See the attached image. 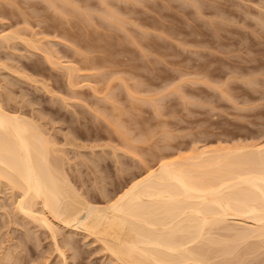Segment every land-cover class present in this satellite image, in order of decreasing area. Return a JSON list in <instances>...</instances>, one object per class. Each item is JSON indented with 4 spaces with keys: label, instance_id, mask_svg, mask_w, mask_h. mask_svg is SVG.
I'll use <instances>...</instances> for the list:
<instances>
[{
    "label": "rangeland",
    "instance_id": "1",
    "mask_svg": "<svg viewBox=\"0 0 264 264\" xmlns=\"http://www.w3.org/2000/svg\"><path fill=\"white\" fill-rule=\"evenodd\" d=\"M82 1L85 2L83 3ZM140 1L106 0V3L101 4L99 0H69V2L66 1L69 4L67 5L64 0H61V2L60 0H49L52 4L51 6L48 0H0V5L4 3V5L0 6V11H2V13L0 12V41L3 39L4 43V46L2 45L4 49H0V96L7 97L13 94L17 102H19L17 99L20 98L21 104L14 103L10 106L19 107L20 110L28 112L29 117L31 115L39 117V119L35 118V120L39 124H43L44 128L47 127L45 130L48 129L46 130L47 133L50 132L48 134L56 141L55 143H58V148L61 147V151L64 154L66 152V156H63L62 152L59 153L62 155L63 160L64 157L65 160H67V157L69 159L64 161L66 175L72 183H76V187L81 190L83 195L90 194L89 197L86 195V198L94 202L96 200L95 203H100V205H103L104 200L101 194L96 193L98 192L97 189L101 187L100 184L96 185L99 182L108 184H106L107 187L104 186L108 190L106 193H113V190L117 188L115 186H121L127 179L126 176L130 177L131 173L142 174L148 168L157 167L160 160H166V158L174 159L179 157L180 154L187 155L189 152L191 154V150L196 147L202 149L205 147L204 145L210 148L222 145L231 146L237 143L243 144L244 141L246 144H264V134L260 136L264 133V71L261 69L263 68L264 70V27H261L264 25V23L262 24L264 21L262 17L264 16L261 15L264 14L262 13L264 11V7H262L264 0H192V2L195 1V5L189 2L191 0ZM196 3L197 5L200 4L201 7L200 5L197 6ZM65 8L68 12L70 11L69 14L65 13ZM88 9H91V11ZM103 9L109 11L110 14L112 10V13L115 11L117 18L122 14L118 19L121 20V17L124 16L125 18L122 19L125 22L121 23L119 21L118 23V21H114L115 18L112 20L113 23H110L112 17L105 21L104 12L106 11ZM83 10L91 12L90 14L93 11L98 15L95 14V17L92 14V17L88 18V20H94L93 22L91 20L88 21L84 16L83 21H86V24L87 21L92 24L84 25L83 23L85 22L82 23L81 14L84 15L86 13V11L82 12ZM117 11H119V16L116 14ZM123 12L126 14L124 15ZM90 14L87 16H90ZM106 14L109 13L106 12ZM251 14H253V17ZM254 16L258 19L254 18ZM94 17L98 22L95 21ZM98 17L100 18L99 20L97 19ZM101 18L103 21H100ZM253 19L257 20L258 23H254ZM260 19H263L262 22H260ZM118 24L119 26L122 25L121 29L116 26ZM15 32L17 35H15ZM97 36L98 39L100 38L99 36L103 38V40L102 38L99 40L100 43L103 41L104 45L102 43L100 44L101 46L98 45ZM17 37L21 38L18 39ZM107 39H110V41ZM32 44L35 49H33ZM38 45L40 48L36 49ZM94 46L95 48H93ZM112 47L114 49H110ZM96 48L100 50H95ZM90 49L92 51L94 49L95 52H91ZM52 50L55 52H52ZM105 50L111 51L106 52ZM111 52H114V54ZM53 53L56 55L53 56ZM48 54L53 55H51V58H47ZM55 57L58 58L56 59ZM112 57L113 59L115 57V59L113 60ZM135 58L136 60H134ZM93 59L94 61H92ZM55 62L56 64H54ZM64 66H71L77 69L71 72L75 87L68 85L69 73L66 72L67 70ZM245 75L249 76L246 77ZM253 76L254 79L252 78ZM247 78L249 80L252 78L255 81L246 82L245 79ZM243 81L244 83H242ZM218 84H222L221 88ZM68 87L71 89L69 90ZM217 88H220V94ZM113 89L116 91L114 92ZM172 91L174 92L170 95ZM120 92L121 94H119ZM175 92L176 94H174ZM223 92L229 94L231 99L233 97V101L236 102L230 103L231 99H228L227 94ZM224 96H226L227 100ZM158 97L160 100H158ZM140 98L148 100L139 101ZM152 98L153 100L154 98L157 99L155 100L159 103V106H157V102H153ZM29 99L32 102L35 99L33 103H36L33 104ZM205 100H207V103L204 102ZM216 100L219 101L217 102ZM131 103L133 104L131 105ZM233 103L235 106L236 104L238 105L235 107ZM202 104L205 105L202 107ZM154 106H157L156 109ZM208 110L209 112H206ZM248 110L250 112H247ZM174 111H176L175 114L173 113ZM44 114L47 116L44 117ZM40 115L42 116L40 117ZM106 115H110L109 118ZM131 115L135 116L136 121L133 120L134 116ZM107 119L112 123H108ZM129 119L131 120L129 121ZM147 119L149 121H147L146 125ZM138 121H141V125H138ZM127 124L130 125V128ZM137 125L140 128H136L138 130L141 129L143 132L141 130L137 132L135 128ZM144 126L146 127L144 128ZM142 127L146 130L144 131ZM119 128L120 130H118ZM121 131L124 135H122ZM219 133L220 136H218ZM256 133L259 134L257 135ZM68 135L70 136L68 137ZM172 135L174 138L171 137ZM139 136L141 137L138 138ZM70 137L74 140H70ZM142 137H144L146 142H141ZM169 138L172 139V144ZM132 139H135L134 142L139 141L140 143H133L131 142ZM72 140L74 142H70ZM195 141L196 143L192 144ZM222 142L225 144H222ZM132 143L133 145L137 144V148L134 149V147L132 149L136 151V154L132 151L135 156L129 149L133 147ZM167 144L171 146L165 147ZM161 145H163V148H161ZM178 145H181L179 150L178 147L180 146ZM191 145L195 147L193 146L191 149ZM159 148L163 150L160 154L158 152ZM112 149L115 150L114 155ZM140 151L144 154L150 151L151 153L149 152V154L152 155L150 157L146 153L147 156L145 155V158H143L144 156L141 155L144 154H141ZM155 151H157V156L153 158ZM138 152L141 154L139 157ZM166 154L170 157H167ZM163 155L166 157L163 158ZM159 156H162V158ZM95 159L98 161L99 169L101 171L105 169L103 172L99 171L97 165L94 169L93 166L95 163L97 164ZM142 160L144 161L143 165L146 164L145 167L139 165ZM136 162L143 170L138 167ZM92 163L94 164L93 166ZM121 165L122 167H120ZM136 165L139 168L138 170ZM119 168L120 170L123 169L121 170L122 172L117 170ZM92 171L94 173L95 171L96 173L97 171L100 172L97 175L100 174V177L103 175V181H97L100 177L93 175ZM96 177L99 179H96ZM104 179L107 180L105 181ZM111 179L113 183L109 184L108 180L111 182ZM83 180L85 181L84 185L82 183L84 182ZM119 182L120 184H118ZM104 183L101 184L104 185ZM96 186L99 187L96 189ZM5 188L3 186L0 187V191H3L0 192V205L2 206H0V258L7 250L11 253L15 250L11 257H16L21 252L20 256L22 257L18 256L19 258H16L17 261L19 260L17 262L19 264H64V261L67 262L66 260L69 262L67 264H112L113 261L114 264H120L110 258V255H107L102 248L101 251L100 245L92 242V239L75 233H72L73 237L71 239L70 236L72 235H69L71 232L67 229L62 231L61 228V230L58 229L59 235L56 239L62 238L61 240H64L70 237V243L74 244L69 246L70 248L64 246V249L62 241L59 240L61 242L60 245V242L56 240V243H59L60 247L62 246L67 256V259L62 261V256L60 258L59 253L55 252L57 251L56 247H54L55 242L51 239L52 236L49 229L46 232L47 228L44 229V227V230H42V227L41 229L38 227L39 230L37 228L38 224L36 225L33 220L29 219L31 223L29 224L28 218L23 216L22 218L20 217L21 215L13 213L12 211L16 206L15 197L13 198L9 189L6 188L7 191H5ZM87 190L88 192H86ZM92 190L95 193L93 192L92 194ZM10 195L12 196L10 197ZM99 199L103 201L100 202L98 201ZM12 202L14 206H12ZM8 214L11 216H8ZM10 217H13V224L10 221ZM16 220L19 224L16 223ZM23 221L25 224L28 222L29 229L27 225L21 224ZM20 225L23 227H19ZM29 230H31V233ZM41 230L46 234L43 232L41 234ZM35 232H37L38 238L34 237L36 236ZM67 233L68 236L65 237ZM28 236L30 238L33 236L36 241L33 238L31 240ZM23 238L24 240H22ZM26 239H28L27 242H25ZM37 239H39L38 243ZM18 240H22L21 242L23 247H26L25 249L22 247L21 242L16 243ZM14 242L16 245L13 246ZM33 243L34 245L32 246ZM35 243L41 244L37 247ZM5 245L12 246L8 248ZM5 247L7 248L6 251ZM17 247L20 250H22V247L26 251L19 250V252L18 249L16 250ZM71 247L72 249L74 247V250L71 251ZM79 247L81 249H78ZM27 251L28 253L26 254ZM67 251L69 252L67 253ZM74 253L75 258L73 260ZM25 255L26 260H23ZM70 255H73L72 259L71 257L70 259L68 258ZM109 258L111 260L108 263ZM16 259L14 260L13 258V262ZM71 260L73 261L71 262ZM3 262L0 264H4ZM6 262H9L8 259Z\"/></svg>",
    "mask_w": 264,
    "mask_h": 264
},
{
    "label": "bare ground",
    "instance_id": "2",
    "mask_svg": "<svg viewBox=\"0 0 264 264\" xmlns=\"http://www.w3.org/2000/svg\"><path fill=\"white\" fill-rule=\"evenodd\" d=\"M56 1H58V0H56ZM64 1H65V3H66V1L69 2V0H64ZM99 1H101L100 2L101 4L106 3L105 2L106 0H99ZM60 2H61V0H60ZM139 2H141V1L139 0ZM189 2H192V0ZM194 2H192V4H194ZM197 2H199V1H197ZM48 3H50V5L52 6V4H51V2H49V0H48ZM66 4L69 5L68 3H66ZM2 5H4V3ZM2 5H0V6H2ZM67 5H66V7H68ZM196 5H197V3H196ZM199 5H197V6H199ZM263 5H262V7H264ZM200 7H201V5H200ZM85 8H87V7H85ZM88 10L91 11V9H88ZM66 11H67V9H66ZM66 11H65V13L69 14L70 11L69 12L68 11L66 12ZM84 11H86V10H83L82 12H84ZM104 11H106V10H104ZM104 11H102V12H104ZM112 11H111V14L109 11H106L109 14H106V12H104L105 13L104 14L105 21L109 20L108 18L112 17L110 23H113L112 20L115 18L117 20L115 19L114 21H118V23L120 21L122 23L124 21V19H122V18H125V17L124 16L121 17V20H120L118 18H120V16H122V14L120 15L119 11H117L118 13L116 12V14H118V16L120 15L117 18L116 17L117 15H115V11H114V13H112ZM261 11H263V10H261ZM0 12L2 13V11H0ZM127 12H128V10H127ZM90 13L91 12L86 11V13L84 15L81 14L82 23L85 22V23H83L84 25H87L88 23H90L88 21L91 19L88 20V18L92 17L91 16L92 14H94V16L96 14L93 11H92V14H90ZM258 13H257V15H259ZM262 13H264V11ZM89 14H90V16H87ZM125 14L126 13H124V15ZM251 15L253 17V14H251ZM261 15L264 16V14H261ZM68 16H71V15H68ZM84 16L88 20L87 24H86V21H83ZM247 16L251 17L249 15H247ZM254 18H257V17L254 16ZM262 18H264V17H262ZM97 19L99 20L100 18L98 17ZM262 20L263 19H260V22H262ZM95 21H97L96 18H95ZM100 21H103V19L101 18ZM253 21H254V23L257 22V20H255V19H253ZM104 23H106V22H104ZM263 23H264V21L262 22V24ZM90 24H92V23H90ZM100 24H102V23H100ZM100 24H99V26H101ZM259 24L262 25L261 23H259ZM116 26H118L119 29H121L122 25L119 26V24H118ZM261 27L263 28L264 25ZM13 35H14V33H13ZM15 35H17L16 32H15ZM103 36H105V35H103ZM0 37H1V35H0ZM11 37H14V36H11ZM99 37L102 38L101 36H99ZM20 38L21 37H19L18 39H20ZM99 39L97 36V42H99L98 45L101 46L100 44L103 41H101V43H100ZM110 39H112V38H110ZM110 39H107V40L110 41ZM102 40H103V38H102ZM104 40H105V38H104ZM91 41H93V40H91ZM2 43H3V39L0 41V49L3 50L4 48L2 47V45L4 46V43L3 44ZM91 43H94V42H91ZM104 44L102 43V45H104ZM115 44H117V43H115ZM108 46H110V45H108ZM32 47H33V49H35L33 44H32ZM38 48H40L39 45H38V47H36V49H38ZM93 48H95V46ZM98 48H96L95 50H97ZM110 49H114V48L112 47ZM95 50L93 49V51H92V49H90L91 52H95ZM99 50L100 49H98V51ZM43 51H45V50H43ZM110 51H106V52H110ZM0 52H1V50H0ZM52 52H55V51L52 50ZM111 53L114 54V52H111ZM118 53H117V55H118ZM53 54H51V55H53V56L56 55L55 53H53ZM51 55L48 54V56L47 55L46 56H47V58H51ZM53 56H52V58H54ZM55 58L57 59L58 57H55ZM136 58L134 60H136ZM112 59H113V57H112ZM114 59H115V57H114ZM46 60H48V59H46ZM137 60H138V58H137ZM92 61H94V59ZM95 62H96V60H95ZM54 64H56V62ZM59 64H61V63H59ZM94 65H95V63H94ZM64 68L67 70L66 72L69 73L68 74L69 75V81L67 80V82H69L68 85L74 86L75 84L73 82V75L71 74V72L74 71L76 68L75 67L72 68L71 66L70 67L64 66ZM97 68H98V66H97ZM261 69H262V71H264L263 68H261ZM248 76H246V77H248ZM252 78L254 79V76ZM252 78H250V80L247 78L248 80L245 79V81L246 82L255 81ZM256 79H257V77H256ZM31 82H34V81H31ZM227 83H226V85H227ZM242 83H244V81ZM245 84L249 85L247 83H245ZM215 85H216V83H215ZM221 85L222 84H218V86L220 88H221ZM226 85H224V86H226ZM224 86H222V87H224ZM175 87H177V86H175ZM120 88H121V85H120ZM70 89L71 88H69V90ZM92 89L95 90L94 87H92ZM115 89H113L114 92L117 90V89L116 90ZM219 89H218V92H219ZM225 89H223V90H225ZM229 91H231V90H229ZM260 91H261V89H260ZM173 92L174 91L170 92V95H172ZM128 93H130V91H128ZM223 93H225V92H223ZM223 93H222V95H223ZM229 93H231V92H229ZM75 94H76V92H75ZM119 94H121V92ZM174 94H176V92ZM219 94H220V92H219ZM225 94H227V93H225ZM117 95H118V92H117ZM117 95H116V97H117ZM259 95H260V93H259ZM10 96H7V97L6 96H0V187H2V186H3V188L6 187L7 189H9L12 192L13 198L15 197L16 206H15V209L13 207V209H14L12 211L13 213L21 215L20 217L23 216L25 218H28L27 219L28 222H29V219H31V221L33 220V222L36 225L38 224L37 228L40 227V229H41V227H42V230L47 228L46 232H48V229H49V231L51 232V234L50 233L49 234L52 236L51 239H53L55 242L54 247H56L55 249L57 250L55 252L59 253L58 255L60 258L62 256V259H61L62 261L67 259V256L65 254V251L62 249V246L63 247L68 246L69 247V246L74 245V244L70 243L69 239H70V237L72 239V237H73L72 233H75V234H82V235H84V237L92 239V242L98 243L100 245L101 251H102V249L104 250V252L106 251L105 253H107V255H110L109 256L110 258H112L113 260H115L116 262H118L120 264H264V144L263 143L246 144V143H244L245 142L244 141L243 144L237 143V144L231 145V146H228V145L223 146L222 145V146L211 147V148L204 145L205 146V147H203L204 149L202 147H200L202 149H198V147H196L194 149L193 148L194 145L193 146L191 145L192 146L191 149L193 148V150H191L192 151L191 154H189L190 153L189 152L187 155L180 154L179 157H177V158L175 157L174 159L166 158V160H160L159 163L157 164L158 165L157 167L153 166L151 168H148V170L142 174L137 173L136 171H134L136 173H131V174L129 173L130 177L126 176L127 179L125 181L123 180L124 183L123 184L121 183L122 184L121 186H119V187L115 186L117 188L115 190H113V193H110V192L106 193V191L108 192V190L106 188L107 183L99 182L96 184V182H94L96 180L94 179L93 183H95L96 185H98V184L101 185V187L98 186L99 188L96 186V189L98 188L97 189L98 192H96V193L101 194L102 198L105 202V203L103 202V205H100V203H95L96 200L94 202V201L89 200V198H86L85 196L88 193L83 195L81 190L76 187V183H72V181L66 175V173H65L66 168L64 169V165H65L64 161H67L69 159L67 157V160H65V157H64V160H63L62 155L59 154L62 152L61 151L62 148L61 147L58 148V145H57L58 143H55L56 141L50 137V134H48L50 132L47 133L46 130H48V129L45 130V128H47V127L44 128L43 124L41 125L35 120V118L39 119V117L35 116V115H31V117H29L28 112L20 110L19 107L16 108V107L10 106L14 103H18V105L21 104L20 98L17 99V100H19V102H17L16 98L13 96V94H11ZM228 96H229V94H227V98L231 99V96H229V97ZM116 97H115V99H116ZM224 97L226 99V96H224ZM81 98H82V96H81ZM143 98H140L139 101L148 100V99H143ZM162 98H161V100H162ZM178 98H179V96H178ZM155 99L156 98H154V100H153V98H152L153 102L155 101V103H156L157 99L156 100ZM217 99H219V98L217 97ZM242 99H244V98L242 97ZM29 100H31V99H29ZM62 100H64V99H62ZM106 100H108V99L106 98ZM158 100H160V98ZM34 101H35V99H33V102ZM206 101L207 100H205L204 102H206ZM30 102H32V100ZM164 102H163V104H164ZM228 102H230V101L228 100ZM232 102H234L233 97H232L230 103H232ZM35 103H33V104H35ZM133 103H135V102H133ZM133 103H131V105ZM141 103H143V102H141ZM168 103H169V100H168ZM234 103H233V105L235 106ZM240 103H242V102H240ZM245 103H243V104H245ZM145 104H147V103L145 102ZM150 104H151V102H150ZM22 105L24 106L23 101H22ZM137 105H138V102H137ZM195 105H197V104H195ZM204 105L205 104H202V107ZM237 105L238 104H236V106ZM23 106H22V109H23ZM157 106H159V103L157 104ZM157 106H154L155 109ZM162 106H164V105H162ZM207 106H210V105H207ZM237 108L241 109L239 107H237ZM135 109L136 108H134V110ZM210 109H211V107H210ZM214 109H213V111H215ZM244 109H248V108H244ZM41 110H42V108H41ZM242 110H243V108H242ZM42 111H44V110H42ZM135 111H137V110H135ZM171 111H172V109H171ZM252 111H253V109H252ZM139 112H140V110H139ZM175 112L176 111H174L173 113L175 114ZM206 112H209V110ZM247 112H250V111L248 110ZM27 114H28V116H27ZM136 114L138 115V113H136ZM104 115H105V113H104ZM41 116L42 115H40V117ZM46 116L47 115L44 114V117H46ZM106 116H108V115H106ZM109 116H108V118H109ZM131 116H134V115H131ZM213 116H215V115H213ZM111 117H113V116H111ZM120 117H118V118H120ZM195 118H197V117H195ZM130 120L131 119H129V121ZM133 120L136 121L135 116H134ZM140 120H142V119H140ZM77 121H78V119H77ZM119 121H120V119H119ZM147 121H149V120L148 119L146 120V123H145L146 125H147ZM49 122H50V120H49ZM131 122H133V121H131ZM108 123H112V122H110L108 120ZM129 124H130V122H129ZM129 124H127V126H129V128H130ZM138 125H141V121L139 122ZM138 125L135 126V128L138 127ZM142 125H143V123H142ZM198 125H200V124H198ZM203 125H205V124H203ZM132 127H133V129H135L134 126H132ZM145 127L146 126H144V128ZM218 127H220V126H218ZM120 128L118 130H120ZM138 128H140V127H138ZM144 128H143V130H144ZM210 128H212V127H210ZM139 130H141V129H139ZM139 130L137 129V132H139ZM240 130H243V129H240ZM121 133H122V135H124V133L122 131H121ZM263 134L264 133H262V135H260V136H263ZM142 135H144V134H142ZM69 136L70 135H68V137ZM131 136H130V139H131ZM201 136L200 137L198 136V137L202 138ZM218 136H220V133ZM221 136H222V134H221ZM140 137L141 136H139L138 138H140ZM171 137H173V135ZM255 137H257V136H255ZM74 138H75V136H74ZM145 138H146V136H145ZM71 139H73V138L70 137V140ZM135 139H132L133 141L131 140V142L136 143L137 141L134 142ZM143 139H144V137H142L141 142L145 141V139L144 140ZM169 139H170L171 144H172V139L171 138H169ZM169 139H168V141H169ZM73 140L70 142H74ZM162 140H163V138H162ZM68 141H69V138H68ZM205 141H206V139H205ZM138 142H137V144H138ZM133 143H132V145H133ZM164 143H166V142H164ZM194 143H196V141L192 142V144H194ZM199 143H201V141H199ZM217 143H218V141H217ZM223 143L224 142H222V144ZM68 144H69V142H68ZM137 144H134L133 147H130V146H129L130 148L128 147L132 154H134L133 152H135V154H136V151L132 150V149L134 147H135L134 149H136ZM74 145L76 146V144H74ZM163 145H161V148H163L162 147ZM167 146H171V145L167 144L165 147H167ZM178 146H180V147H178V150H179L181 148V145H178ZM157 148H156V150H157ZM187 149H188V147H187ZM167 150H168V148H167ZM112 151H113V155H114L115 150L112 149ZM150 151H152V150L150 149ZM150 151H147V152L145 151V152L149 154ZM162 151L163 150H161V149L158 150L159 154ZM164 151H166V150H164ZM140 152H141V154L143 153L142 151H140ZM140 152H138V157L141 155ZM156 152L157 151H155V155L153 154L154 155L153 158L155 156H157ZM146 153L145 154L143 153L144 155H141V156H144L143 158H145ZM168 153H169V151H168ZM65 154H66V152H65ZM65 154L63 153V156H66ZM135 154H134V156H135ZM115 155H116V153H115ZM149 155L151 157L152 154H149ZM149 155H148V158H149ZM166 156H167V154H166ZM166 156L163 155V158ZM159 157L162 158V156H159ZM167 157H170V156H167ZM138 160H139V158H138ZM143 160L141 161L142 163L139 164V165H141V167L142 166L145 167V165H146V164L143 165V163H144ZM145 161H146V159H145ZM148 161H150V160L148 159ZM96 162H97V164L95 163V165H94L92 163V166L94 165L93 167L95 169V166L97 165V168L99 169L98 161L96 160ZM117 163H120V162H117ZM121 164H122V162H121ZM127 164H129V163H127ZM131 164H133V163H131ZM136 164L138 165V162H136ZM122 165L120 167H122ZM137 165H136V167H137ZM139 165H138V167H139ZM129 166H132V165H129ZM138 167H137V170L139 168L141 169V167H139V168ZM123 168H124V166H123ZM90 169L94 170L93 168H90ZM98 169H96V170H98ZM129 169L131 170L130 167H129ZM104 170L101 171L99 169L100 172H103ZM117 170L121 171L123 169L120 170V168H119ZM127 170H128V168H127ZM141 170H143V169H141ZM125 171H126V169H125ZM125 171H124V173H126ZM100 172L97 171V173H100ZM121 172H120V175H121ZM95 173H96V171H95ZM95 173L93 175H97V173L96 174ZM99 175L100 174H98L97 177ZM104 175L106 176V174H104ZM102 176L103 175H101V177L99 176L100 179L96 177V179H99L97 181H103ZM117 176H119V175H117ZM117 176H116V178H117ZM80 181H81V179H80ZM112 181H113L112 179H111V182H109V180H108V183L112 184L113 183ZM74 182H76V181H74ZM82 183L84 185L85 181ZM101 183L102 184L104 183V185H102ZM118 184H120V182ZM104 186H106V187H104ZM7 189L5 191H7ZM111 189H113V188H111ZM93 190H92V194L94 192ZM0 192H3V191H0ZM86 192H88V190ZM8 194H10V193H8ZM12 195H10V197ZM89 195H87V196L89 197ZM99 198L101 199V197H99ZM10 199L12 200V198H10ZM100 199L98 201H100ZM103 200H101V201H103ZM13 202H14V200H13ZM3 205H4V203H3ZM12 206H14V203ZM6 213H8V212H6ZM9 215L10 214H8V216ZM13 217H15V216H13ZM13 217H10L11 219L9 218L10 221H12ZM19 220H20V218H19ZM13 221H12V224H13ZM28 222H27V224H28ZM8 223H9V221H8ZM16 223L19 224V222H17V220H16ZM21 224L27 225L24 223V221ZM29 224H31V223L29 222ZM32 225L34 226V224H32ZM27 226H28L27 228L29 229V225H27ZM19 227H23V226L20 225ZM37 228H35V229H37ZM61 228H62V231L64 229L69 230L71 232V234L69 233V235H72V236H70L67 239L65 238L64 240H61L62 238L56 239L57 236L59 235L58 229L61 230ZM35 229H33V230H35ZM42 230H41V234L43 232ZM14 231H13V233H14ZM29 231L31 233V230H29ZM23 232H26V231H23ZM35 233H36L35 234L36 236H34V237L38 238L37 232H35ZM23 234H25V233H23ZM44 234H46V233H44ZM51 236H49V237H51ZM67 236H68V233L66 234L65 237H67ZM34 237L31 236V238H33V239H34ZM49 237H47V238L49 239ZM30 239H29V241H30ZM19 240L16 243L21 242L22 240H24V238L21 241H19ZM27 240L28 239H26L25 242H27ZM53 240H52V243L54 244ZM56 240H58L57 242H60L59 240L62 241L61 247H60L61 242L59 245V243H56ZM38 241H39V239H37V243H38ZM71 242H73V241L71 240ZM16 243L14 242V244H12V245L14 246V245H16ZM37 243H35V244L38 247V245H40L41 243L40 244H37ZM7 244H10V243H7ZM53 244H51V245H53ZM12 245H9V246L11 247ZM18 245L20 246V244H18ZM33 245H34V243L32 244V246ZM5 246L7 247L8 245H5ZM9 246H8V248H10ZM76 246H78V245L76 244ZM6 247H5V251L7 249ZM22 247H23V243H22ZM22 247H21V249L23 250L24 247L23 248ZM54 247H52V248L54 249ZM13 248H15V247H13ZM17 249H18V251L20 250L18 247L16 248V250ZM64 249H65V247H64ZM78 249H81V248L79 247ZM22 250H20V251H22ZM70 250L71 251L74 250V247H73V249L71 247ZM18 251H17V253L20 252V251L19 252ZM23 251L25 252L26 250H23ZM3 252H4V250H3ZM13 252H15V250H13ZM68 252L69 251H67V253ZM80 252H81V250H80ZM12 253L8 250L5 253H3L4 255L2 254L3 257L1 256V258L5 261L3 262V260L0 258V260H1L0 263L3 262L5 264L7 259L9 262L8 263L6 262V264H14L15 262L16 263L19 262V260L17 261V259L19 258L18 256L21 255V252H20V255L15 254V255H18L16 257H11V256H13V255H11ZM27 253H28V251L26 252V254ZM72 256L70 255L68 258L70 259V257H71V259H72ZM20 257H22V256H20ZM13 258H14V260L17 258L15 262H13L14 261ZM74 258H75V253L73 256V260H74ZM110 258L108 260V263L111 260ZM10 259H12V260H10ZM23 260H26V255H25V258ZM73 260H71V262ZM78 260H79V258H78ZM66 261L68 262V260H66ZM10 262H13V263H10ZM67 262L64 261V264L65 263L67 264ZM113 262H112V264H114ZM17 264H19V263H17ZM71 264H73V263H71Z\"/></svg>",
    "mask_w": 264,
    "mask_h": 264
}]
</instances>
